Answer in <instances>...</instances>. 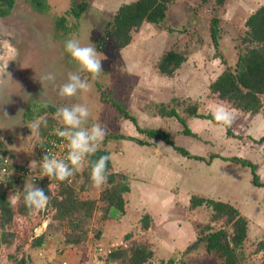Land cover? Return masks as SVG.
I'll return each mask as SVG.
<instances>
[{"label":"rangeland","instance_id":"obj_1","mask_svg":"<svg viewBox=\"0 0 264 264\" xmlns=\"http://www.w3.org/2000/svg\"><path fill=\"white\" fill-rule=\"evenodd\" d=\"M40 1L46 4L45 11L39 10ZM131 1L133 0H94L79 19L71 12L73 0H16L11 15L0 18V21H5L18 33L15 42L22 39L24 43L17 69H11L1 82L0 137L5 142L8 153L21 163L23 154L26 157L34 154V144L45 130L52 124L63 126L56 117L59 108L83 104L90 110L89 126L98 122L106 130L105 139L99 149L107 148L112 152L111 172L124 173L121 171L123 158L128 154L132 155V152L139 156L152 157L155 162L152 168L158 163L163 167L161 176L169 183L165 186L168 188L170 174L175 173L178 167L177 158H182L179 157L182 155L172 145L165 144L160 139L152 140L138 131L135 132L136 126L125 119L111 102V99H116L138 117L142 127L168 129L173 134L175 143L184 146L193 154L209 156L213 152H222L231 157L242 151V156L258 164L257 172L264 182V141L258 142L264 137V131L259 130L264 116L262 113L246 116L244 112L232 110L234 122L230 127L232 130L236 129L237 133H244L235 134L238 136L236 137L228 134V127L222 128L210 118L195 119L185 111L188 104L197 102L203 113H210V107L214 103L208 97L210 84L227 65H236L240 54L249 44L243 40L247 30L246 20L264 5V0H227L224 6H218L216 0L205 3L202 0H174L164 21L159 24L144 23L132 32L133 38L129 45L117 48L108 33L109 24L119 7ZM214 17L220 20L218 47L213 41L211 31ZM41 35L46 36V41ZM68 39H77L82 46L92 45L96 48L98 58L103 59V72L97 80L93 81L89 74L81 72L78 63L65 51V42ZM169 49L181 51L187 56V60L172 76L161 74L157 68L159 60ZM70 72L87 78L89 88L80 91L75 97H62L59 89L67 82ZM48 73H52L55 80L42 79ZM192 82L198 89L195 95L190 92L189 86ZM178 87L181 88L180 91ZM14 90L15 94H10ZM172 92L175 96L173 98H178L181 103L171 102ZM179 92L181 96L177 97ZM3 94L7 95L6 98ZM161 103H167L168 107L177 106L198 136L185 135L184 125L176 117L161 116L156 106ZM45 105L52 106L56 112L50 109L39 113V108ZM30 107L33 118L25 116L27 108ZM39 117L45 118L48 124L46 128L42 125L40 134L36 135L31 133L29 126ZM118 135H136L155 144L152 143V147L141 146L137 141L118 138ZM154 145L156 146L153 147ZM183 159L191 160L187 157ZM193 164L194 162L190 163L187 169H192ZM242 172L250 174L251 168L242 167ZM249 182L250 186L253 185L251 180ZM105 185L103 186L106 187ZM176 188L181 187L175 178L171 189ZM257 190L261 192V198L264 197V187H258ZM93 196L96 194H91L90 198ZM9 198L16 201L18 196L10 193ZM200 207L193 214H190L189 209L188 212L184 211V215L194 220L198 238L191 244H186L183 252L179 249L183 245L168 241L167 232L161 230L160 226L150 223L151 227L145 229L146 214L135 212L130 205L128 223H104L103 213L99 208L89 226L90 239L81 247L65 250L62 241L58 239L60 234H56L53 247L42 252L27 251L26 248L15 254L11 252L13 247L16 251L15 245L10 248L1 246L4 259L0 256V264H4L5 259H8V264H17L21 259H25L27 264H107L109 251L120 247L129 248L138 242L149 243L155 251L156 257L149 264H160L161 261L171 258L186 261L188 264H221L217 256L207 250V233L204 230L208 225L215 229L225 226L226 219L214 221L211 208L207 205ZM257 207L252 208L249 205L247 209H250L247 216L250 214L254 227L256 223H264L260 218L264 211V201ZM103 230L109 233L116 231L117 235L109 241L97 244L94 235ZM257 244L258 242L250 240L245 246L247 258L244 264H264L261 254H254ZM14 255L17 258H13Z\"/></svg>","mask_w":264,"mask_h":264},{"label":"trees","instance_id":"obj_2","mask_svg":"<svg viewBox=\"0 0 264 264\" xmlns=\"http://www.w3.org/2000/svg\"><path fill=\"white\" fill-rule=\"evenodd\" d=\"M92 1L94 0H73L71 12L80 19L90 8ZM202 1L205 3L208 0ZM226 1L216 0V3L218 6H224ZM172 2L174 0H133L122 4L113 21L109 24L108 30L115 47L124 48L129 45L133 38L132 32L139 29L144 23L159 24L164 21L168 16V10ZM15 3L16 0H0V18L10 16ZM45 5L40 1L39 10L43 11L44 9L45 11ZM219 22L220 20L217 17H214L211 21L212 38L216 47L219 46ZM245 24L247 30L243 40L249 44L240 54L236 65H227L224 71L211 82L208 97L212 102L226 106L231 110L252 114L262 113L264 115V5L255 10L248 17ZM186 60L185 53L169 49L159 60L157 68L161 74L172 76ZM175 101L181 103L178 98L177 100L174 98L171 102ZM111 102L123 114V117L132 121L138 132L147 138L161 139L188 158L211 163L214 158L220 157V155L214 153L208 157L191 153L184 146L175 143L173 134L168 129L144 128L140 125L138 117L129 112L120 101L111 99ZM156 106L161 116L176 117L184 125L183 133L185 135L198 136L188 125L187 119L181 115L177 106L168 107L167 103L157 104ZM200 108L199 103L195 102L188 104L185 111L190 117L214 120L212 113H201ZM50 109L56 112L52 106L47 105L41 106L39 113ZM25 116L33 118L31 107L27 108ZM54 125L52 124L51 127ZM50 128L45 130L41 137L45 136ZM228 134L235 136L230 127H228ZM117 137L134 140L141 145L152 144L149 139H141L131 135H118ZM263 141L264 137L258 140V142ZM8 152L5 142L0 137V164L3 157L8 156L19 167H24ZM101 155L112 156V152L107 148L99 149L90 159L96 160ZM226 159L250 167L252 182L256 186L264 187V182L257 172L258 166L256 163L238 156ZM112 167V161L110 160L108 163L107 186L102 191L99 199L83 195V192L88 190L91 185L90 166L88 164H85L84 169L77 172L68 181L60 182L46 176L41 177L36 185L44 189L45 193L50 196V202L45 211L34 214L29 213L24 203V188L28 184H33L31 181L10 182L9 187H0V230L6 229L0 232V247L10 248L15 245L17 253L28 247L44 248L48 239L55 237L56 234H61L62 243L65 247L77 248L83 246L90 239L89 226L99 208L103 213V218H107L115 212L125 213V194L130 191L129 177L125 173L111 172ZM11 191L15 195L17 194L18 199L16 201L9 198ZM99 203H102V205H99ZM201 205H207L211 208L212 220L226 219L225 226L220 228L215 229L212 225L206 226L204 231L207 233L206 247L209 253L215 254L221 264H244L247 258L245 246L249 242V218L229 203L194 195L191 199L190 209ZM149 219L148 216L144 217L145 229L151 227ZM44 224V232L36 236V229ZM101 233L102 231H98L94 237H100ZM191 249L192 247H190ZM154 254L155 251L149 243L138 242L129 248L120 247L112 250L108 254L106 263L149 264ZM254 254H261L264 260V239L258 242ZM13 258H17V255H14ZM17 264L27 263L25 259H21ZM160 264L188 263L171 258L168 261H161Z\"/></svg>","mask_w":264,"mask_h":264},{"label":"crops","instance_id":"obj_3","mask_svg":"<svg viewBox=\"0 0 264 264\" xmlns=\"http://www.w3.org/2000/svg\"><path fill=\"white\" fill-rule=\"evenodd\" d=\"M193 83L194 82H192V84L189 86L191 89L190 90L191 95H193V92L195 95L198 90L196 85H193ZM180 90L181 88L178 87V91ZM178 96H181L180 92L177 94V97ZM171 97L172 98L175 97L173 92L171 94ZM218 106H223V105L213 103V107L212 106L210 107L211 111L209 112L213 114V112ZM200 112L203 113V110H201V108H200ZM243 114H246V116H252L251 113H243ZM195 119L200 120V119H209V118L195 117ZM260 125H261V128L259 129L260 132L264 131V116H263V120H261L260 122ZM134 131L135 132L138 131L136 127ZM232 131L235 134L241 133V132L237 133L236 129ZM241 134L244 135V133ZM131 136L137 137L136 135H131ZM162 142L164 141L162 140ZM152 143L155 144L154 142ZM164 143L167 144L166 142ZM145 146L152 147L151 144ZM155 146L156 145H154L153 147ZM213 153L220 155V157L214 158L211 163L198 159L197 161H194L192 158L191 160L183 159L184 157L186 158V156L180 153V155L182 156L179 157L182 158L180 159L177 158L178 167L176 168L175 173H171L169 177V182H170V186L168 187L169 190L168 188L165 187L169 183L162 178L161 173L163 167H161L159 163L155 168H152L155 165V162L153 161V159H151L152 157L139 156V154L133 152L132 155L128 154L127 156H125L126 159H124L125 157L123 158L122 161L123 169H121L122 172L128 174L129 183H130V191L125 194V200H126L125 213L122 216L119 212H115L114 214L109 215L107 218H102L104 219L102 221H104V223H111V224L128 223L130 221V214H131V212L129 213L128 206L130 207L131 205V208L135 209V212H143L144 214H146V216L150 217L149 222L153 223L154 226H160L161 230H165L167 232L166 235L168 236L167 237L168 241L170 240V242L183 245V247L179 248L180 251L183 252L187 247L186 244L189 245L191 244V242H194L198 238V233L196 234V230L194 228V222H193L194 220L191 219L190 216L184 215V211L188 212V209L191 212L190 214H193L194 211L201 208L200 206H198L197 209L196 208L190 209L191 199L194 195L229 203L234 207H236L240 212L241 211L246 212L245 214H243L242 212L241 213L247 216L248 215L247 212L250 211V209L247 210L249 205L252 208L254 207L258 208L257 205L258 206L261 205V203H263L264 201V197L261 198L260 196L261 192L257 190L259 186H256L252 182V171L250 173L251 177L249 173H243V172L241 173L242 167L244 168H250V167L243 166L240 163L226 159V158H230V156L222 152H213ZM240 153L243 154V152L241 151L235 156L248 159L246 158V156L244 157ZM202 156L207 157L208 155H202ZM33 161H36V163H38L35 152L29 157H26V155L23 154L22 161L20 164L30 167V164ZM192 162H194L192 169L191 168L187 169V166ZM36 165L38 166V164ZM36 165L32 164L31 167L36 168L37 167ZM112 166H113V162H112ZM173 174H175V177H173ZM175 178L179 184V187L181 188L171 189L173 180L175 181ZM250 180H251V184H253L251 186L249 182ZM105 186H107V184ZM104 189H105L104 186L101 189H95V186L91 183L90 188L85 192H83V195L90 198L91 194L92 195L96 194L95 197L93 196L91 198L99 199ZM192 192L194 193L191 194ZM10 193L15 195L13 191H11ZM99 205H102V203H99ZM262 213L263 215L260 216V218L262 219V222H264V211H262ZM110 216L111 218H109ZM257 216L259 217V212ZM247 217L249 218L248 241L250 242L251 240V241L259 242L260 240L264 239V223H259L260 225L256 223V227H254L255 224L251 223L250 214ZM108 219H112V221ZM102 226L103 225H100V227ZM106 227H108V225H106ZM115 233L116 231L109 233L106 230H103L101 236L98 238L94 237V239L97 242V244L98 242L99 244H101V241H109L113 239L117 235ZM58 239L62 241L61 234L58 237ZM55 242H56L55 237H53L48 239L44 248L28 247L27 251L29 250L32 251L39 250L41 252L46 251L51 249V247H53L52 244H54ZM65 248H64L65 250L68 249V247ZM11 252L17 254L15 251V247L11 248ZM155 257L156 254H154L153 258ZM6 264H8V262Z\"/></svg>","mask_w":264,"mask_h":264},{"label":"clouds","instance_id":"obj_4","mask_svg":"<svg viewBox=\"0 0 264 264\" xmlns=\"http://www.w3.org/2000/svg\"><path fill=\"white\" fill-rule=\"evenodd\" d=\"M65 51L79 65L80 71L89 74L91 80H97L103 72L102 60L98 58V52L92 45L82 46L77 39H68L65 42ZM7 65L0 67L5 71ZM44 80L53 81L55 76L48 73L42 77ZM89 88L88 79L78 73H68L67 82L60 89L62 97H75L80 91ZM46 106V105H45ZM56 117L61 121L63 128L55 129V134L67 142L68 152L63 159H58L46 150L41 160L43 176L56 179L60 182L68 181L77 172L84 169L85 164L90 166V180L99 188L108 179V163L110 155H101L96 160H91L105 139L106 130L100 123H92L89 126L90 110L86 105L74 104L70 107H61L56 112ZM213 118L222 128L230 127L234 122V114L226 106H218L213 112ZM47 120L39 117L30 124V131L36 135L40 134V128L47 127ZM33 161L30 164H35ZM24 203L30 214L43 212L47 209L50 196L44 189L36 184H28L24 188ZM6 230V229H4ZM0 230V232L4 231Z\"/></svg>","mask_w":264,"mask_h":264},{"label":"built area","instance_id":"obj_5","mask_svg":"<svg viewBox=\"0 0 264 264\" xmlns=\"http://www.w3.org/2000/svg\"><path fill=\"white\" fill-rule=\"evenodd\" d=\"M62 129L61 125H54L50 128L48 133L40 137L34 144V152L38 161V166L36 168L30 169L28 166L19 167L13 159L8 156L3 157L0 164V187L7 188L10 186V182H24L25 180L31 181L33 184H37L39 179L43 177V172L41 169L42 157L46 154V150L52 155L56 156L58 159H63L68 152L67 142L58 137L55 134V129ZM45 224L38 227L35 231V235L38 236L44 232ZM100 246V245H99ZM127 246V245H126ZM111 252V251H109ZM0 256L4 259L3 251L0 247ZM8 258V257H7ZM8 259H5L7 263ZM65 263V262H64ZM66 264V263H65Z\"/></svg>","mask_w":264,"mask_h":264},{"label":"water","instance_id":"obj_6","mask_svg":"<svg viewBox=\"0 0 264 264\" xmlns=\"http://www.w3.org/2000/svg\"><path fill=\"white\" fill-rule=\"evenodd\" d=\"M17 36L18 33L13 28L5 21H0V67L7 65L5 71H0V82H2L3 76L8 74L12 65L16 61L18 62L24 49L22 39L19 42H15Z\"/></svg>","mask_w":264,"mask_h":264},{"label":"flooded vegetation","instance_id":"obj_7","mask_svg":"<svg viewBox=\"0 0 264 264\" xmlns=\"http://www.w3.org/2000/svg\"><path fill=\"white\" fill-rule=\"evenodd\" d=\"M41 37H42V35H41ZM42 38L45 39L46 36H44V37H42ZM45 41H46V39H45ZM14 66H15V68L17 69V66H18V65H17V61H16V63H15L14 65H12V68H10V70L13 69ZM6 82H7V81H6ZM17 82L20 83L19 80H18ZM10 83H11V82H10ZM1 84H2V83L0 82V95H1V91H2V85H1ZM21 88H22V87H21ZM13 93L15 94V90L10 92V94H13ZM6 96H7V95L3 94V97H4V98H6ZM1 105H2V103H1ZM1 109H2V108H1V106H0V111H1Z\"/></svg>","mask_w":264,"mask_h":264}]
</instances>
